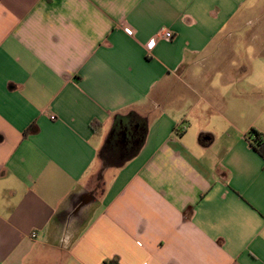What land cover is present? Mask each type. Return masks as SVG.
<instances>
[{"label":"crops","instance_id":"crops-1","mask_svg":"<svg viewBox=\"0 0 264 264\" xmlns=\"http://www.w3.org/2000/svg\"><path fill=\"white\" fill-rule=\"evenodd\" d=\"M252 131L264 0H0V264H264Z\"/></svg>","mask_w":264,"mask_h":264},{"label":"trees","instance_id":"trees-1","mask_svg":"<svg viewBox=\"0 0 264 264\" xmlns=\"http://www.w3.org/2000/svg\"><path fill=\"white\" fill-rule=\"evenodd\" d=\"M250 137L252 146L264 158V136L252 131Z\"/></svg>","mask_w":264,"mask_h":264},{"label":"built area","instance_id":"built-area-1","mask_svg":"<svg viewBox=\"0 0 264 264\" xmlns=\"http://www.w3.org/2000/svg\"><path fill=\"white\" fill-rule=\"evenodd\" d=\"M158 37L165 39V40H172L173 34L170 31H162L159 33ZM155 44H156V38H153L147 43V47L150 49L154 47ZM109 264H112V263H109Z\"/></svg>","mask_w":264,"mask_h":264},{"label":"flooded vegetation","instance_id":"flooded-vegetation-1","mask_svg":"<svg viewBox=\"0 0 264 264\" xmlns=\"http://www.w3.org/2000/svg\"><path fill=\"white\" fill-rule=\"evenodd\" d=\"M130 135H131V133H130Z\"/></svg>","mask_w":264,"mask_h":264}]
</instances>
